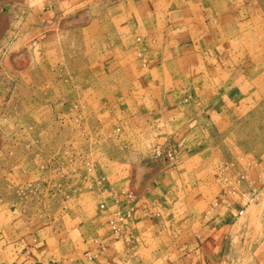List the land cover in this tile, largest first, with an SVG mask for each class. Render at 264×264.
Wrapping results in <instances>:
<instances>
[{
	"label": "crops",
	"instance_id": "obj_1",
	"mask_svg": "<svg viewBox=\"0 0 264 264\" xmlns=\"http://www.w3.org/2000/svg\"><path fill=\"white\" fill-rule=\"evenodd\" d=\"M104 1L0 0V19L22 28L16 42L42 49ZM214 1L198 0V20L190 18V0L177 6L175 0H116L105 5V20L87 19L84 32L98 44L101 58L110 60L104 72L135 87V106L147 110L159 141L177 142L180 164L145 168L147 174L127 182L136 194L122 204L124 213L132 212V233L120 241L107 225L97 229L88 214L0 211V264H154L158 254L149 237L155 232L174 236L167 248L159 247L165 248L163 264H223L243 216L264 214L245 205L249 200L240 194L223 202L224 195L211 194L207 179L198 178L212 160L209 155L218 151L213 135L229 132L239 108L264 104V5L220 0L219 7ZM141 32L147 35L139 42ZM185 86L193 88L196 100L178 99L175 91ZM144 94L150 97L146 102ZM179 194L183 199L176 198ZM149 250L152 254L144 256ZM256 257L264 263V242Z\"/></svg>",
	"mask_w": 264,
	"mask_h": 264
},
{
	"label": "rangeland",
	"instance_id": "obj_2",
	"mask_svg": "<svg viewBox=\"0 0 264 264\" xmlns=\"http://www.w3.org/2000/svg\"><path fill=\"white\" fill-rule=\"evenodd\" d=\"M190 1V18L198 20V0ZM114 2L98 3L89 16L78 18L79 26L69 25L56 39L44 42L42 49L38 44L29 48L16 42L22 28L0 19V211L49 217L88 214L101 229L108 225V213L101 204L112 190L126 188L127 182L147 174L145 168L179 166L177 142L156 138L147 110L134 104L138 100L135 87L119 74L106 75L110 60L101 58L98 44L84 32L87 19L105 20L109 15L105 5ZM180 2L175 0V6ZM222 2H217L219 7ZM238 2L264 5V0ZM191 30L198 40L197 26ZM146 35L138 33L136 39ZM175 92L182 101L196 100L192 87ZM147 98L144 94V102ZM236 111L228 123L229 132L212 133L211 144L218 151L209 155L212 160L198 178L207 179L214 195L237 188L249 198L245 205L260 212L264 209V104ZM167 142L177 147V161L149 153L148 145ZM189 162L196 168L194 158ZM176 198L183 199V194ZM149 238L158 254L153 263L163 264L166 244H172L174 236L155 232ZM263 242L264 214H246L228 241L223 264H264L256 257ZM150 254V250L144 252V256Z\"/></svg>",
	"mask_w": 264,
	"mask_h": 264
},
{
	"label": "built area",
	"instance_id": "obj_3",
	"mask_svg": "<svg viewBox=\"0 0 264 264\" xmlns=\"http://www.w3.org/2000/svg\"><path fill=\"white\" fill-rule=\"evenodd\" d=\"M138 41H141V38L138 39ZM123 131V126H122ZM123 135V134H122ZM149 153L154 157H164L167 161H177V147L171 143L167 142L164 145L159 144H150L148 145ZM69 153V152H68ZM59 170L56 169V171ZM240 193L237 192V188H228V190L222 194L223 196V202L226 201L228 197H237ZM241 198L248 199L246 194H240ZM136 198V194L134 190L131 188H123V189H115L112 190L109 193V199L108 201H102L101 209L108 213V222H107V228L109 233L111 234L112 238L115 241H120L123 239L125 234H131L132 233V226H131V219H132V212L129 211L127 213H124L122 210V204L124 200L126 201H133ZM109 202H112L114 206H116L112 210V206L110 207L108 205ZM113 206V207H114Z\"/></svg>",
	"mask_w": 264,
	"mask_h": 264
}]
</instances>
